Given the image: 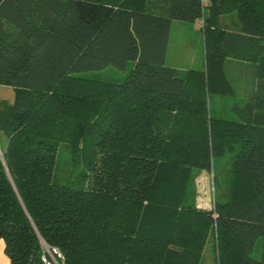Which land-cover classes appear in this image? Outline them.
I'll list each match as a JSON object with an SVG mask.
<instances>
[{
	"label": "trees",
	"instance_id": "1",
	"mask_svg": "<svg viewBox=\"0 0 264 264\" xmlns=\"http://www.w3.org/2000/svg\"><path fill=\"white\" fill-rule=\"evenodd\" d=\"M175 21L201 23L204 69L167 65ZM131 64L123 82L79 77ZM0 86L10 264H206L208 247L213 264H264V0H0ZM228 91L236 117H216ZM65 151L78 187L58 177ZM211 170L231 191L204 210Z\"/></svg>",
	"mask_w": 264,
	"mask_h": 264
},
{
	"label": "rangeland",
	"instance_id": "2",
	"mask_svg": "<svg viewBox=\"0 0 264 264\" xmlns=\"http://www.w3.org/2000/svg\"><path fill=\"white\" fill-rule=\"evenodd\" d=\"M143 9V8H138ZM200 27V25H199ZM194 24L184 23L180 21H175L172 26V33L170 38V45L168 51L167 65L179 69L181 72H185L188 69L202 70L206 67L205 53H204V38L201 32V28ZM230 79L236 82V74L240 73L243 75V66L236 65L234 62L230 63ZM133 65L131 64L127 71H119L114 68H107L102 71H91L79 75L86 79H111L115 81H125L132 70ZM237 80V79H236ZM238 86L237 91L241 94V89L246 87L243 80H237ZM243 83V84H242ZM240 91V92H239ZM0 100L8 103L14 101V91L10 87L0 86ZM240 101L239 98L235 97L234 94L228 91L223 97H213L211 108L212 112L216 117L221 118H234L236 114L233 111V105ZM61 168L59 170L58 177L61 183L72 185L75 187L80 186L78 179L71 176L68 171L70 169L69 160L71 158L68 151L61 153ZM65 162H67V167H65ZM223 168V165L221 166ZM74 173V172H73ZM75 174V173H74ZM215 172L211 170L202 171L198 174L194 182V201L198 208L204 210H211L214 208L216 199L220 195L229 196L231 189L232 177L223 176L218 180V184L214 183ZM234 195L239 198L240 201L245 202L249 197V190L246 185H241L234 189ZM225 198V197H224ZM262 245L263 240L260 239L257 242L256 248L252 257L255 259H261L262 256ZM212 252L211 248L208 247L206 250V264H213L212 262ZM55 264L58 262L53 258Z\"/></svg>",
	"mask_w": 264,
	"mask_h": 264
},
{
	"label": "crops",
	"instance_id": "3",
	"mask_svg": "<svg viewBox=\"0 0 264 264\" xmlns=\"http://www.w3.org/2000/svg\"><path fill=\"white\" fill-rule=\"evenodd\" d=\"M194 25H196L197 27H199V25H200L199 28H201L200 22H198ZM169 45H170V43H169ZM0 264H10L9 259L5 253V245H4V242L2 240H0Z\"/></svg>",
	"mask_w": 264,
	"mask_h": 264
}]
</instances>
